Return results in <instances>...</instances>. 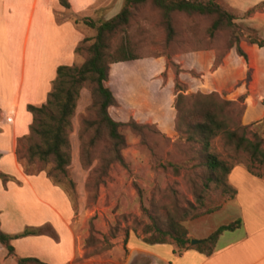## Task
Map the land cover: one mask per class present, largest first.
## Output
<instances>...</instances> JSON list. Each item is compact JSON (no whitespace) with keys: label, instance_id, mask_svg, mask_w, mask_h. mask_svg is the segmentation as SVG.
Masks as SVG:
<instances>
[{"label":"rangeland","instance_id":"1","mask_svg":"<svg viewBox=\"0 0 264 264\" xmlns=\"http://www.w3.org/2000/svg\"><path fill=\"white\" fill-rule=\"evenodd\" d=\"M33 3L34 0H0V91L5 103L11 99L22 75L23 93L43 94L46 89L47 98L55 76L54 63L78 67L84 58V48L92 42L94 30L84 24V35L89 40L79 42L77 47L82 50L75 52V57H70L68 50L49 51L52 30L49 13L43 9V0ZM173 22L178 34L167 43L156 13L148 8L138 11L131 30L147 26L151 39L142 43L139 59L112 66L110 85L125 118L144 122L146 126L144 139L127 126L121 128L126 140L121 151L124 166L115 162L104 167L108 143L100 137L91 144L93 129L83 124L84 119L94 114L89 84L83 83L78 90L66 128L68 145L64 151L69 162L66 174H57L56 180L73 209L84 259L103 255L114 242L123 247L130 233L144 242L154 237V233L145 232L151 222L149 214L163 218L168 212L184 209L190 213L192 207L201 211L212 209L204 215L234 196L223 193L220 185L212 182L205 185L200 145L175 132V99L179 92L187 96L214 92L221 99L231 100L233 103L223 112L231 126L245 125L248 133L256 132L264 141V47L251 43L263 36L244 23H237L243 36L240 45L247 55L243 58L227 48L226 31H219L212 38L204 34L206 20L174 15ZM191 22L196 24L195 35L186 30ZM241 96H245L243 101L239 99ZM246 109L244 121L248 124L242 121ZM29 134L31 139L19 142L21 151L38 142L31 128ZM210 148L227 165H234L235 173L248 172V157L225 147L219 137L212 140ZM18 162L23 170L32 173L42 168L46 172L52 167L51 161L45 165L37 160L28 165L25 159ZM6 169L14 171L9 162ZM252 169L262 172L256 166ZM122 255L121 250L116 257L121 260ZM147 262L142 259L134 264Z\"/></svg>","mask_w":264,"mask_h":264},{"label":"trees","instance_id":"2","mask_svg":"<svg viewBox=\"0 0 264 264\" xmlns=\"http://www.w3.org/2000/svg\"><path fill=\"white\" fill-rule=\"evenodd\" d=\"M59 3L66 9L70 7L67 0H59ZM262 7L263 3H259L245 11L244 16H250ZM145 8L156 13L157 24L163 29L167 43L174 41L178 34L173 16L183 15L196 21L206 20L208 25L204 28V34L208 38H212L219 31H226L228 33L227 48L243 58L247 57L240 45L243 36L242 30L235 22L236 17L215 0H123L119 11L107 20L95 22L84 18L82 22L94 28L95 34L91 38L92 42L84 48L82 63L78 67L60 65L56 68L55 78L45 103L40 106L28 105V110L33 113L31 132L38 136V142L29 144L24 151H21L20 140L31 139L30 134L26 135L18 140L15 150L17 159L19 161L25 159V165L35 160L44 165L51 161L52 167L45 173L55 185L59 186L56 180L57 174H66V166L69 162L64 151L68 145L66 128L75 109L78 90L83 83L89 84L91 103L94 108L93 116L84 119L83 124L93 129L91 144L100 137L108 143V156L104 160L105 168L115 162L125 165L121 151L126 146V140L121 128L127 126L144 139L146 127L144 122L128 121L125 118L111 88L110 79L113 64L139 59L142 43L151 39L147 26H136L134 30H131L137 12ZM186 30L191 35H195L196 24L194 22L187 24ZM87 40L89 38L84 39V41ZM251 43L263 47L264 39L252 40ZM80 50L82 48L79 46L75 48V52ZM244 98L245 96H241L239 99L243 101ZM232 103L231 100L221 99L214 92L189 96L179 92L175 99L174 113L175 132L183 135L186 141L200 145L201 166L206 170L205 185H208V182L220 185L223 188L222 192L230 193L231 196L235 194V189L227 182V178L234 165H227L211 150L210 145L214 138L219 137L225 147L244 153L250 162V165L246 166L249 173L257 177L264 175L263 138L256 132L248 133L245 125L231 126L223 112ZM137 116L141 118L139 113ZM252 166H256L262 172L253 171ZM24 171L32 173L26 169ZM0 178L6 180L7 176L0 173ZM211 210L201 211L192 207L190 213L184 209L175 213L168 212L163 218L149 214L151 222L146 226L145 232H152L155 236H150L146 242L168 243L178 251L194 248L208 256L224 231H233L241 224L240 220H235L220 225L206 238L199 240L196 245H191L185 221ZM50 230L48 225L25 228L17 234H7L0 229V243L5 246L10 256L14 252L10 244L11 240L29 235L51 234ZM88 240L89 238L86 241ZM16 263L48 264L36 257H20L17 258Z\"/></svg>","mask_w":264,"mask_h":264},{"label":"crops","instance_id":"3","mask_svg":"<svg viewBox=\"0 0 264 264\" xmlns=\"http://www.w3.org/2000/svg\"><path fill=\"white\" fill-rule=\"evenodd\" d=\"M67 1L69 9L59 0H43V9L48 11L52 25L48 50H68L69 56L75 57V48L85 38L84 23L80 19L107 20L119 11L123 0ZM215 1L238 15L236 23L246 24L264 39V0ZM259 3H263L261 10L244 16L245 11ZM90 29L95 34V29ZM54 64L55 71L60 65H68ZM23 81L22 75L8 103L0 91V173L7 176L6 180L0 178V229L7 234H17L25 228L48 225L52 235L43 233L13 239L10 244L14 252L10 256L0 243V264H17L20 257H36L48 264H134L142 259L148 260L147 264H264V175L238 174L234 169L227 178L235 189L234 196L228 197L218 209L186 223L188 237L201 240L220 225L240 220L238 228L224 231L218 237L210 255L194 248L178 251L168 243L150 244L130 233L123 247L114 242L103 255L84 259L82 238L74 227L75 217L66 192L44 171L26 173L18 162L17 142L29 135L33 120L28 105L40 106L47 99L44 97L46 89L43 94L35 91L23 93ZM246 112L247 109L242 118L244 124H248L244 121ZM7 162L14 171L6 169ZM39 191L46 200L40 197ZM121 250L123 255L119 260L116 255ZM77 258L82 260L77 261Z\"/></svg>","mask_w":264,"mask_h":264},{"label":"water","instance_id":"4","mask_svg":"<svg viewBox=\"0 0 264 264\" xmlns=\"http://www.w3.org/2000/svg\"><path fill=\"white\" fill-rule=\"evenodd\" d=\"M199 242V240L196 239H190V244L191 245H196Z\"/></svg>","mask_w":264,"mask_h":264}]
</instances>
